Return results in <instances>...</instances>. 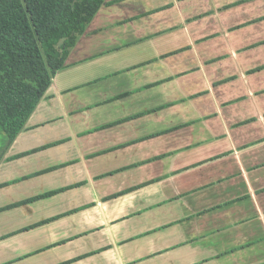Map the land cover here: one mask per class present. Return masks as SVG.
Wrapping results in <instances>:
<instances>
[{
    "label": "crops",
    "instance_id": "crops-1",
    "mask_svg": "<svg viewBox=\"0 0 264 264\" xmlns=\"http://www.w3.org/2000/svg\"><path fill=\"white\" fill-rule=\"evenodd\" d=\"M65 65L0 128V264H264V0H105Z\"/></svg>",
    "mask_w": 264,
    "mask_h": 264
},
{
    "label": "trees",
    "instance_id": "trees-1",
    "mask_svg": "<svg viewBox=\"0 0 264 264\" xmlns=\"http://www.w3.org/2000/svg\"><path fill=\"white\" fill-rule=\"evenodd\" d=\"M104 1L0 0V128L9 145Z\"/></svg>",
    "mask_w": 264,
    "mask_h": 264
},
{
    "label": "rangeland",
    "instance_id": "rangeland-1",
    "mask_svg": "<svg viewBox=\"0 0 264 264\" xmlns=\"http://www.w3.org/2000/svg\"><path fill=\"white\" fill-rule=\"evenodd\" d=\"M59 191V190H58ZM56 192V191H55ZM61 192V191H60ZM59 193V192H58Z\"/></svg>",
    "mask_w": 264,
    "mask_h": 264
}]
</instances>
